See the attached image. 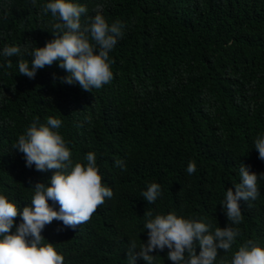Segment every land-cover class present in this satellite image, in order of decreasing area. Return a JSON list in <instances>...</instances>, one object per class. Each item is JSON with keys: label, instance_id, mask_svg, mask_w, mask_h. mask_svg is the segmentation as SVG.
<instances>
[{"label": "trees", "instance_id": "obj_1", "mask_svg": "<svg viewBox=\"0 0 264 264\" xmlns=\"http://www.w3.org/2000/svg\"><path fill=\"white\" fill-rule=\"evenodd\" d=\"M49 2L0 0V195L22 212L32 206L36 183L50 186L55 170L27 167L13 145L34 120L53 117L62 121L54 131L73 165L86 166V154L94 153L102 185L113 191L76 229L58 220L45 226L43 243L64 264H129L130 242L137 251L147 243L148 211L194 219L212 232L238 229L214 264H231L249 240L264 249V161L254 148L264 136V0H67L85 6L88 17L103 5L106 22L123 25L109 53L113 79L91 92L62 83L67 73L57 62L34 79L19 74L18 61L31 64L32 49L54 39L58 20L43 11ZM5 46L20 47L21 55L4 57ZM189 162L196 165L191 175ZM241 164L258 175L260 195L239 201L242 220L234 225L221 204L240 182ZM151 183L161 195L148 204L141 193ZM48 204L59 211L58 203ZM20 223L18 216L10 234ZM168 251L152 252L154 264H173Z\"/></svg>", "mask_w": 264, "mask_h": 264}, {"label": "clouds", "instance_id": "obj_2", "mask_svg": "<svg viewBox=\"0 0 264 264\" xmlns=\"http://www.w3.org/2000/svg\"><path fill=\"white\" fill-rule=\"evenodd\" d=\"M35 4V0H33ZM103 5H96L95 15L87 16V8L67 0H53L43 7L47 14L51 12L58 22L53 23L54 39L44 47H34L30 53L31 64L24 59L18 61L19 74L34 79L37 70L58 63L67 75L60 77L62 83L78 84L86 92L99 89L113 79L109 53L123 37V25L120 21L109 25L101 14ZM85 15L84 24L81 16ZM91 41V42H90ZM27 49H25L26 51ZM2 55L13 57L21 55L18 46H5ZM8 66L11 67L9 61ZM62 121L48 117L46 124L34 120L25 133L18 137L13 149L22 153L26 166L40 172L55 170L50 179V186L36 183L32 188L34 194L30 207L22 212L17 205L0 195V264H64V257L57 253L51 243L44 244L41 235L46 225L53 220L62 221L63 225L72 229L90 220L105 198L111 199L113 191L102 185V177L98 174L95 154H86L87 165L75 163L71 159V151L58 131ZM254 148L259 159L264 161V136H258ZM116 166L124 168V162L117 160ZM196 171L195 162H189L188 174ZM240 182L228 189L222 201L227 220L239 224L242 213L239 201L256 200L260 195L257 187L258 175L250 173L247 166L239 168ZM264 178V173L259 175ZM148 204L154 203L161 195L160 185L151 183L141 193ZM51 200L59 205V211L48 204ZM20 217L22 223L10 234L14 221ZM148 240L136 250L135 241H131L128 249L129 264H135L137 258L145 264H154L156 256L152 252L167 248V258L173 264H214L218 257V249L228 252L234 244L239 231L233 227L215 228L194 219L178 217L174 213H145ZM200 251L197 255L196 248ZM223 264V262H222ZM231 264H264V249L249 240L235 251Z\"/></svg>", "mask_w": 264, "mask_h": 264}]
</instances>
